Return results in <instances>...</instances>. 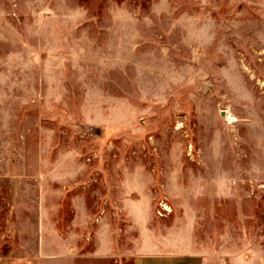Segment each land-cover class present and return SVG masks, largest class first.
<instances>
[{"label":"rangeland","instance_id":"obj_1","mask_svg":"<svg viewBox=\"0 0 264 264\" xmlns=\"http://www.w3.org/2000/svg\"><path fill=\"white\" fill-rule=\"evenodd\" d=\"M6 222L46 264H264V0H0Z\"/></svg>","mask_w":264,"mask_h":264},{"label":"crops","instance_id":"obj_2","mask_svg":"<svg viewBox=\"0 0 264 264\" xmlns=\"http://www.w3.org/2000/svg\"><path fill=\"white\" fill-rule=\"evenodd\" d=\"M6 216H8V214ZM3 228L2 230H0V264H46L48 262L54 263L60 260V258L58 257H48L42 255L43 241L42 232L40 229L37 230V234L36 232L34 233L35 240L32 242L33 251L31 254H28V252L26 251L25 244H17L18 246L14 245V251H12L13 253L6 251L5 249H10V243L8 239L9 230L7 222L5 226L3 225ZM96 259L104 262L110 261V259L106 258L105 256ZM133 264L139 263L134 260Z\"/></svg>","mask_w":264,"mask_h":264}]
</instances>
